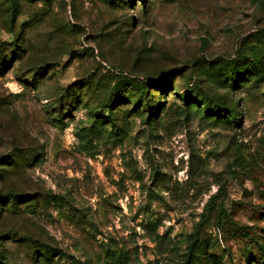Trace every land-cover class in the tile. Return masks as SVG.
I'll use <instances>...</instances> for the list:
<instances>
[{
	"label": "rangeland",
	"instance_id": "1",
	"mask_svg": "<svg viewBox=\"0 0 264 264\" xmlns=\"http://www.w3.org/2000/svg\"><path fill=\"white\" fill-rule=\"evenodd\" d=\"M0 264H264V0H0Z\"/></svg>",
	"mask_w": 264,
	"mask_h": 264
},
{
	"label": "trees",
	"instance_id": "2",
	"mask_svg": "<svg viewBox=\"0 0 264 264\" xmlns=\"http://www.w3.org/2000/svg\"><path fill=\"white\" fill-rule=\"evenodd\" d=\"M14 7H16V6L13 5V9H14L13 12L16 11V9ZM229 111H230V116L233 117V118H236V116H235V113H236L235 110L234 109H230Z\"/></svg>",
	"mask_w": 264,
	"mask_h": 264
}]
</instances>
